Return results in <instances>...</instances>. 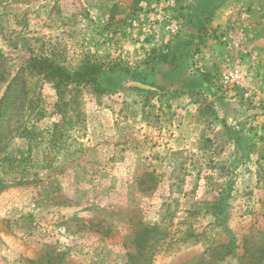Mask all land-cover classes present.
Returning <instances> with one entry per match:
<instances>
[{"label": "rangeland", "instance_id": "obj_1", "mask_svg": "<svg viewBox=\"0 0 264 264\" xmlns=\"http://www.w3.org/2000/svg\"><path fill=\"white\" fill-rule=\"evenodd\" d=\"M235 26L264 82V0H0V264H123L141 224L151 264H264V109L218 81ZM31 55L98 84L63 117Z\"/></svg>", "mask_w": 264, "mask_h": 264}, {"label": "trees", "instance_id": "obj_2", "mask_svg": "<svg viewBox=\"0 0 264 264\" xmlns=\"http://www.w3.org/2000/svg\"><path fill=\"white\" fill-rule=\"evenodd\" d=\"M159 59L165 62L167 55L160 53ZM24 66L28 72L41 75L52 83L57 96L55 110L63 117L68 108L75 103L76 91H79L83 85L96 86L98 74L101 72L99 65L88 60L84 61L75 71L70 72L47 55H31ZM218 203H221V198L211 202L207 209L215 208ZM165 237L166 230L160 226L141 224L134 232L131 247L125 254L123 264H151L159 241ZM230 252V249L225 247L221 258H225ZM209 257V259L202 258L196 264H217L219 257H215L213 253Z\"/></svg>", "mask_w": 264, "mask_h": 264}, {"label": "built area", "instance_id": "obj_3", "mask_svg": "<svg viewBox=\"0 0 264 264\" xmlns=\"http://www.w3.org/2000/svg\"><path fill=\"white\" fill-rule=\"evenodd\" d=\"M220 43V85L230 92V99L238 105L264 109V82L257 77L253 67L257 63V53L248 46L243 28H230L221 37Z\"/></svg>", "mask_w": 264, "mask_h": 264}]
</instances>
